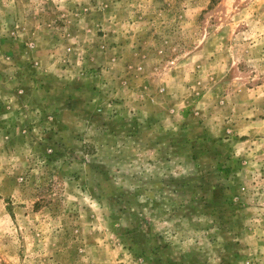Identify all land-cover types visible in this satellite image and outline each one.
Returning a JSON list of instances; mask_svg holds the SVG:
<instances>
[{
	"label": "rangeland",
	"instance_id": "374dc122",
	"mask_svg": "<svg viewBox=\"0 0 264 264\" xmlns=\"http://www.w3.org/2000/svg\"><path fill=\"white\" fill-rule=\"evenodd\" d=\"M0 264H264V0H0Z\"/></svg>",
	"mask_w": 264,
	"mask_h": 264
}]
</instances>
